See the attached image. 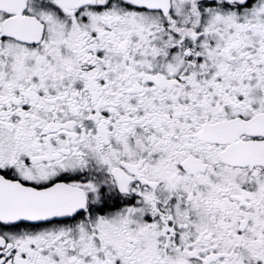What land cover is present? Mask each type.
Returning a JSON list of instances; mask_svg holds the SVG:
<instances>
[{"label": "snow or ice", "instance_id": "1", "mask_svg": "<svg viewBox=\"0 0 264 264\" xmlns=\"http://www.w3.org/2000/svg\"><path fill=\"white\" fill-rule=\"evenodd\" d=\"M0 264H264V0H0Z\"/></svg>", "mask_w": 264, "mask_h": 264}]
</instances>
